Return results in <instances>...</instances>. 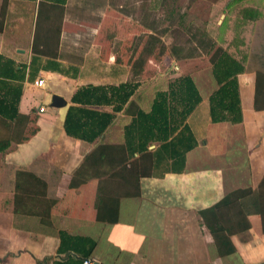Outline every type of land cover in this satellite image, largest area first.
<instances>
[{
  "label": "crops",
  "instance_id": "1",
  "mask_svg": "<svg viewBox=\"0 0 264 264\" xmlns=\"http://www.w3.org/2000/svg\"><path fill=\"white\" fill-rule=\"evenodd\" d=\"M111 1L0 0V106L21 91L18 110L28 116L16 121L0 113V138L13 139L0 152V264H80L83 258L97 264H264V109L254 106L256 70L239 74L240 123L212 122L209 96L218 83L212 69L206 82L192 75L202 101L188 117L198 145L187 153L185 169L140 176L139 194L119 198L116 221L98 217L99 181L110 173L98 175L91 152L100 144H122L131 115L117 113L93 142L68 135L64 122L79 88L130 80L129 66L116 63L113 49L97 48L108 8L103 6ZM89 7L92 13L98 9L99 24L82 17ZM33 58L39 61L34 79ZM40 78L43 86L35 84ZM151 82L142 80L136 92L140 107H149L158 88ZM202 88L209 90L206 95ZM53 94L67 105L51 107ZM91 108L112 111L109 105ZM33 128L36 132L22 141ZM19 169L45 183L36 198L41 213L33 211L31 201L24 202L29 206L23 211L14 210ZM76 177L77 184L70 185ZM236 189L252 190L241 203L246 218L233 214L234 231L227 236L234 250L226 253L200 210ZM246 220L248 226L241 228ZM62 233L74 238L63 240Z\"/></svg>",
  "mask_w": 264,
  "mask_h": 264
},
{
  "label": "trees",
  "instance_id": "2",
  "mask_svg": "<svg viewBox=\"0 0 264 264\" xmlns=\"http://www.w3.org/2000/svg\"><path fill=\"white\" fill-rule=\"evenodd\" d=\"M43 3L41 2L40 5ZM151 3L154 9L160 6L169 8V0H153ZM51 5L55 8L59 7L57 4ZM172 9L164 17L155 18L152 22L145 13L143 25L146 29L139 27L140 31L136 32L131 43V54H127L128 49L122 45L116 53V63L128 65L133 75L141 76L142 79H130L119 84H89L79 88L72 96V102L75 104L68 108L64 128L68 135L75 138L93 142L104 135L117 113L124 110L131 115V119L123 127L122 144H100L91 152V155L95 156L94 165L98 175L110 173L107 178L99 181L96 205L100 219H105L109 215L112 216L110 220H117L119 198L139 194L140 176L182 172L185 169L187 153L198 145L196 135L188 123V117L202 101V95L191 73H181L168 81L165 86L158 87L150 100L149 107H140L136 102V92L142 80L152 78L158 70H161L168 55H172L177 60L189 59L197 56L203 50L202 47L205 53H214L211 58V68L218 87L209 96L211 121L240 123L243 120L239 74L248 70L245 58L236 56L227 48L219 50L216 47V40L207 31L189 29V35L184 32L188 36L186 44L197 42L195 46H181L177 42L168 46L162 35L170 27H165L162 31H158V27L165 21H170V26L177 22L172 16ZM245 15L244 18L247 20L257 19L258 11L254 8H246ZM178 24L184 25L183 16H180ZM177 29L176 36L180 38L184 33H181L180 28ZM150 60L155 65L151 68L148 64ZM38 63L37 58L31 61L34 69V73L31 74L32 79L38 75L39 67L35 69ZM49 66L62 70L61 67L54 66L50 62ZM20 93L21 91L13 102L9 103L6 99L1 101L0 113L4 117L16 121H22L26 117L18 110ZM97 105L112 106V111L91 108ZM254 106L256 109H264V69L256 70ZM35 132L36 128H33L21 140L29 139ZM12 141V138H0V152L6 151ZM153 144L155 147L150 148ZM76 184L77 177L72 179L70 185ZM5 185L7 186L8 183ZM14 185V210L23 211L25 206H29L26 203L24 205V202L31 201L33 211L41 213L39 209L41 206L36 198L45 186L43 180L27 169H19L16 171ZM251 190H233L212 207L200 210L205 224L214 235L222 252L223 248L226 249L224 250L226 253L234 250L227 233L234 231L233 214L236 213L241 219L246 218L241 203ZM240 226L246 228L248 221ZM66 237L74 238L62 233L63 240ZM89 251L85 255L89 254ZM83 259L80 260V264Z\"/></svg>",
  "mask_w": 264,
  "mask_h": 264
},
{
  "label": "rangeland",
  "instance_id": "3",
  "mask_svg": "<svg viewBox=\"0 0 264 264\" xmlns=\"http://www.w3.org/2000/svg\"><path fill=\"white\" fill-rule=\"evenodd\" d=\"M153 0H112L105 12L104 20L101 23V31L98 33V47L103 52L106 49L114 50L115 53L120 50L121 45L128 49L127 54H131V43L136 32L140 28H145L143 19L145 13L149 15L148 20L154 21L155 18L164 17L172 8V16L177 22L170 26V21L160 23L158 31L165 27H170L162 35L164 41L171 46L177 42L181 46H195L197 42L186 44L189 35V29L192 31H207L215 40L216 47L227 48L240 58H245L248 69H264V0H169L168 7L152 8ZM97 6H102L100 3ZM254 8L258 11L257 19H245V9ZM83 11H89L82 14V17L93 25L101 22L98 9L87 8ZM180 16H183L184 25L178 24ZM246 16V15H245ZM97 18L99 20H97ZM179 30L184 35L180 38L176 36ZM146 29V28H145ZM201 49L204 50L202 47ZM200 49V50H201ZM203 50L192 58L177 60L172 55H168L165 65L158 70L152 78L158 83V87L165 86L181 73H191L202 81H208L211 74V58L214 53L208 54ZM149 67L155 66L152 60L148 61ZM129 79H142L141 76H134L129 67ZM141 77V78H140ZM215 80V79H214ZM216 82V81H215ZM209 90L202 88V93L207 94Z\"/></svg>",
  "mask_w": 264,
  "mask_h": 264
},
{
  "label": "water",
  "instance_id": "4",
  "mask_svg": "<svg viewBox=\"0 0 264 264\" xmlns=\"http://www.w3.org/2000/svg\"><path fill=\"white\" fill-rule=\"evenodd\" d=\"M67 105V100L59 94H53L51 98V107H64Z\"/></svg>",
  "mask_w": 264,
  "mask_h": 264
},
{
  "label": "built area",
  "instance_id": "5",
  "mask_svg": "<svg viewBox=\"0 0 264 264\" xmlns=\"http://www.w3.org/2000/svg\"><path fill=\"white\" fill-rule=\"evenodd\" d=\"M35 84H36L37 86H43V84H44V80H43L42 78L37 79V80L35 81ZM40 109H41V110H44L43 107H41ZM82 264H97V260H96V259H93V258H84V259L82 260Z\"/></svg>",
  "mask_w": 264,
  "mask_h": 264
}]
</instances>
